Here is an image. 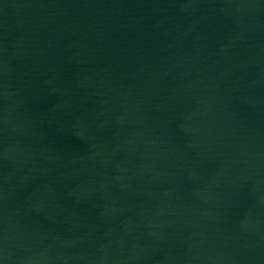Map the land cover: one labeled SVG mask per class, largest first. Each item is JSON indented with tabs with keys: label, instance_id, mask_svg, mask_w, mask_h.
<instances>
[{
	"label": "water",
	"instance_id": "obj_1",
	"mask_svg": "<svg viewBox=\"0 0 264 264\" xmlns=\"http://www.w3.org/2000/svg\"><path fill=\"white\" fill-rule=\"evenodd\" d=\"M0 264H264V0H0Z\"/></svg>",
	"mask_w": 264,
	"mask_h": 264
}]
</instances>
